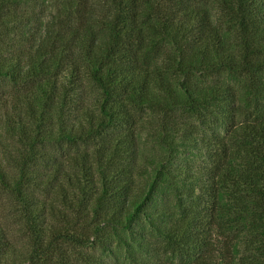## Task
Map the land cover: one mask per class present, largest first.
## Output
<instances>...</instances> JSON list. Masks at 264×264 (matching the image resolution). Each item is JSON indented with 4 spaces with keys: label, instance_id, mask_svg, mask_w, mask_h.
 <instances>
[{
    "label": "trees",
    "instance_id": "1",
    "mask_svg": "<svg viewBox=\"0 0 264 264\" xmlns=\"http://www.w3.org/2000/svg\"><path fill=\"white\" fill-rule=\"evenodd\" d=\"M0 264H264V0H0Z\"/></svg>",
    "mask_w": 264,
    "mask_h": 264
},
{
    "label": "rangeland",
    "instance_id": "2",
    "mask_svg": "<svg viewBox=\"0 0 264 264\" xmlns=\"http://www.w3.org/2000/svg\"><path fill=\"white\" fill-rule=\"evenodd\" d=\"M10 89L11 87L5 84L0 87V94L8 93ZM9 203H10V198L0 191V211L4 210L2 214L5 215L6 217H10L9 211L11 212L10 210L11 205Z\"/></svg>",
    "mask_w": 264,
    "mask_h": 264
}]
</instances>
